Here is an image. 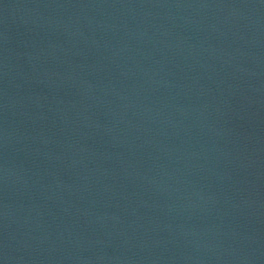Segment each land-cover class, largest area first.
<instances>
[{
    "label": "water",
    "instance_id": "water-1",
    "mask_svg": "<svg viewBox=\"0 0 264 264\" xmlns=\"http://www.w3.org/2000/svg\"><path fill=\"white\" fill-rule=\"evenodd\" d=\"M0 264H264V0H0Z\"/></svg>",
    "mask_w": 264,
    "mask_h": 264
}]
</instances>
